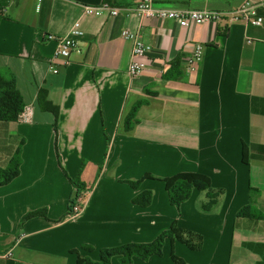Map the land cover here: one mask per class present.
<instances>
[{
  "label": "crops",
  "instance_id": "1",
  "mask_svg": "<svg viewBox=\"0 0 264 264\" xmlns=\"http://www.w3.org/2000/svg\"><path fill=\"white\" fill-rule=\"evenodd\" d=\"M105 1L120 8L140 2L8 0L0 77L15 80L33 115L0 123V166L19 146L22 161L19 176L0 187V255L12 254L0 264H77L74 250L98 261L100 250L150 243L173 222L203 239L200 251L173 244L185 264H264V0H153L157 7L221 13L250 1L263 18L260 27L223 18L188 29L124 11L82 15L83 5ZM75 21L83 36L62 67L54 61L56 41ZM125 29L138 30L152 49L150 69L139 77L127 73L132 43L121 37ZM197 44L203 60L187 71ZM139 101L145 104L127 131L125 119ZM179 173L206 175L224 191L211 214L200 210L204 193L193 192L176 209L161 180L146 179L138 190L125 183ZM71 181L83 186L75 217L67 216L76 193ZM144 191L152 193L151 205H133ZM251 202L255 217L236 218ZM37 210L46 218L22 222ZM171 249L167 241L161 257L132 264H173ZM110 264L121 263L116 257Z\"/></svg>",
  "mask_w": 264,
  "mask_h": 264
},
{
  "label": "trees",
  "instance_id": "2",
  "mask_svg": "<svg viewBox=\"0 0 264 264\" xmlns=\"http://www.w3.org/2000/svg\"><path fill=\"white\" fill-rule=\"evenodd\" d=\"M8 0H0V21L5 16V9L7 7ZM223 35L226 33L222 30ZM179 66L175 63L173 68ZM145 104V101H139L133 106L130 113L125 119V129L130 131L133 125L137 122L136 115L139 108ZM26 104L20 92L16 87V82L13 78H1L0 77V123L17 122L19 115L24 110ZM46 110H51L57 114L54 107L48 103H44ZM246 159V149L244 148V161ZM21 146L12 154L9 162L5 167L0 166V187L5 186L16 179L20 174L21 167ZM146 179L161 180L165 185V190L168 195L169 202L172 206L178 209L183 203L188 201L193 192H201L206 195V201L201 204L200 210L204 214H211L218 206L220 198L224 194L223 190H215L209 177L199 173H179L169 178L158 179L151 175H145L136 181H127L132 189L138 190L142 182ZM76 193L75 197L70 201L69 211L67 216L71 215V208L75 204L76 199L81 196L83 186L79 182L71 181ZM254 191H252L253 193ZM253 195V194H252ZM253 200V196L251 197ZM152 193L150 191H144L139 193L132 199V204L140 208H147L151 205ZM253 215V216H252ZM44 217L46 213L44 210H37L28 213L22 220L25 222L33 217ZM254 215L253 203L242 208L236 218H252ZM169 241L172 245L170 258L173 264H185V262L179 258L174 250L173 244L179 242L185 245L192 251H200L203 245L202 236L181 228L177 222H173L169 229L162 232L154 241L150 243H129L112 248H105L99 251L98 261H93L90 258L81 257L77 251L72 253L77 255V264H110L113 258H119L121 264H132L133 258H138L143 261H148L153 256L161 257L163 255V247L165 243Z\"/></svg>",
  "mask_w": 264,
  "mask_h": 264
},
{
  "label": "built area",
  "instance_id": "3",
  "mask_svg": "<svg viewBox=\"0 0 264 264\" xmlns=\"http://www.w3.org/2000/svg\"><path fill=\"white\" fill-rule=\"evenodd\" d=\"M127 12L128 15L135 14L140 19H157L161 21H174L181 27L188 29L192 26L203 25L208 22L220 21L226 18L231 21L243 19L248 25L260 27L263 23V18L258 16L257 7L247 1L239 9L221 13L210 10H193V9H172L167 7H157L153 0H140L133 8H120L112 5L109 2H103L99 5H83L82 15L90 17H109L115 18L121 12ZM83 36L80 21H75L67 36L56 41V49L54 52V61H58L59 65L66 67L70 64V56L73 51L78 49L79 42ZM121 37L132 43L130 62L127 68V73L130 77H139L145 71L150 69V63L147 60L152 49L143 40L141 33L125 29L121 32ZM48 40H56L53 36H48ZM204 48L197 44L192 50L191 56L187 59V71H192L203 60ZM50 70L53 73H58V67L51 66ZM33 115V106H25L22 113L19 115L18 121L29 122ZM83 199L78 197L75 204L71 208V215L75 217L79 215L83 208ZM11 252L0 255V258L7 259L11 257Z\"/></svg>",
  "mask_w": 264,
  "mask_h": 264
},
{
  "label": "rangeland",
  "instance_id": "4",
  "mask_svg": "<svg viewBox=\"0 0 264 264\" xmlns=\"http://www.w3.org/2000/svg\"><path fill=\"white\" fill-rule=\"evenodd\" d=\"M182 247H185L184 245L181 244Z\"/></svg>",
  "mask_w": 264,
  "mask_h": 264
}]
</instances>
